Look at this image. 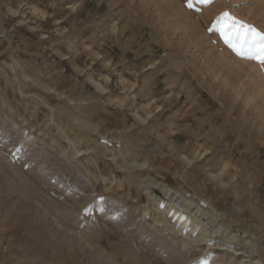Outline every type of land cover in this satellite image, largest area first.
Listing matches in <instances>:
<instances>
[{
	"label": "rangeland",
	"instance_id": "1",
	"mask_svg": "<svg viewBox=\"0 0 264 264\" xmlns=\"http://www.w3.org/2000/svg\"><path fill=\"white\" fill-rule=\"evenodd\" d=\"M188 2L0 0V264L249 263L159 219L138 173L264 256V68L220 31L264 32V0Z\"/></svg>",
	"mask_w": 264,
	"mask_h": 264
},
{
	"label": "bare ground",
	"instance_id": "2",
	"mask_svg": "<svg viewBox=\"0 0 264 264\" xmlns=\"http://www.w3.org/2000/svg\"><path fill=\"white\" fill-rule=\"evenodd\" d=\"M73 6H75V4ZM6 35H8L10 38L12 37L10 33L9 34L7 33ZM24 76L26 78H31V75L28 74L27 72H24ZM36 96L39 97L38 94ZM43 102L47 103V101L45 102L44 100ZM52 108L53 107H51V109ZM59 128H62V124H59ZM122 132L123 131H121L120 134H122ZM118 140L122 143L124 141L123 137L118 138ZM70 143H71V150L67 152V155L70 157V159L76 162L84 160L83 158H90L96 154L95 151H90L89 149H83L82 147L80 148L73 142ZM93 147L96 148V145H94ZM107 158H109L111 161H115V157L109 156ZM121 168L123 169V172L125 174L127 172H129V174L132 172L130 167H121ZM114 176L118 177L117 173L114 174ZM134 176L132 177L135 180H138L139 182L142 183L148 195L150 196L154 204V208H156L159 212V219L162 217L164 219L171 218L175 223H181V226L183 227L186 226L189 231L194 230V228H198L200 230V234L206 238L208 237V238L218 239L220 236L221 239L227 242V243L225 242L224 245L228 246V248H232L234 244H236L237 242H245L249 246L248 248L250 252L249 263L247 264H264V256L263 254H261L260 251L261 249L260 243L256 239L254 240L253 237L246 236L247 231H244L245 236H242L243 234L241 235L237 230L236 231L231 230L230 228L226 227L220 222H217L214 219V217L211 216L209 211L201 207V205L198 203L197 200L189 196L183 195L178 191H174L171 187L168 186L164 187V193L168 196L169 199L166 201L164 200L165 202L162 203L161 200L158 198L157 193L152 189V182L147 177H144L140 173Z\"/></svg>",
	"mask_w": 264,
	"mask_h": 264
},
{
	"label": "snow or ice",
	"instance_id": "3",
	"mask_svg": "<svg viewBox=\"0 0 264 264\" xmlns=\"http://www.w3.org/2000/svg\"><path fill=\"white\" fill-rule=\"evenodd\" d=\"M202 3H211L212 0H201ZM188 6L192 7L191 0ZM225 21L221 25L220 31L233 51L242 59L253 60L264 68V32L258 31L252 25L240 24L236 27V22L232 20L229 13L222 14ZM228 21H232L231 24Z\"/></svg>",
	"mask_w": 264,
	"mask_h": 264
}]
</instances>
